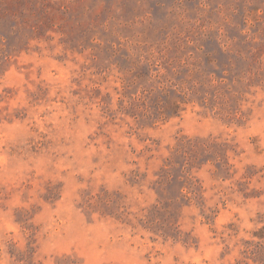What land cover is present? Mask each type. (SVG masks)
Instances as JSON below:
<instances>
[{"label":"rangeland","instance_id":"rangeland-1","mask_svg":"<svg viewBox=\"0 0 264 264\" xmlns=\"http://www.w3.org/2000/svg\"><path fill=\"white\" fill-rule=\"evenodd\" d=\"M0 264H264V0H0Z\"/></svg>","mask_w":264,"mask_h":264},{"label":"trees","instance_id":"trees-1","mask_svg":"<svg viewBox=\"0 0 264 264\" xmlns=\"http://www.w3.org/2000/svg\"><path fill=\"white\" fill-rule=\"evenodd\" d=\"M188 191H190L191 192V189H190V187H188ZM120 218V217H119ZM122 218V217H121ZM122 220H123V222H127L128 223V221H125L123 218H122Z\"/></svg>","mask_w":264,"mask_h":264}]
</instances>
